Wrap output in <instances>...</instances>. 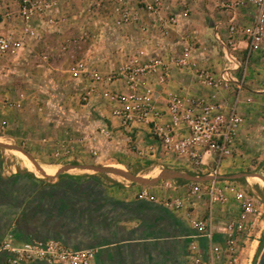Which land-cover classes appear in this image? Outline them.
Masks as SVG:
<instances>
[{"label":"built area","instance_id":"built-area-1","mask_svg":"<svg viewBox=\"0 0 264 264\" xmlns=\"http://www.w3.org/2000/svg\"><path fill=\"white\" fill-rule=\"evenodd\" d=\"M168 1L18 0L14 15L7 9L0 14L1 24L12 23L0 31V59L38 56L34 44L42 36L62 34L63 49L70 52L64 73L81 87L79 101L106 111L93 135L79 140L82 148L86 147L83 142H89L87 151L96 156L100 139L109 143L127 139L140 162L155 163L157 171L178 163L197 172L207 158H213L214 168L208 174L212 179L184 184L172 179L160 181L162 189H181L183 196L159 197L149 192L147 186L137 196L181 211L189 205L194 207L206 195L209 218H189L195 233L188 243L187 264H241L247 242L262 226L264 201L250 187L219 179L218 171L224 158L232 154L245 121L239 104L250 101L241 96L250 58L264 53V0H211L215 11L228 17L224 25L218 23L214 28L224 62L220 69L201 62L206 47L201 49L190 31L183 29L177 39L171 40L172 32L188 24L191 9L184 2L177 8L171 7L166 5ZM241 8L246 9L251 21L240 31L237 15ZM220 26H225V38L220 36ZM128 29L134 31L132 36L127 34ZM112 34L124 45L118 43L115 47L120 54L118 60L106 61L102 52ZM241 40L246 41L245 45H240ZM236 50L244 51L243 63ZM39 55L48 60L47 54ZM240 68L243 71L238 75ZM175 71L191 75L198 90L204 92L190 94L182 89H168L166 85ZM24 95L0 92V131L7 128L5 112L19 110ZM71 142L70 137L57 141L51 156L70 161L74 154ZM245 174L249 186V177L257 173ZM257 175L264 178V168ZM230 203L235 205L236 213L224 223L223 240L216 243L213 205ZM94 254L93 248L72 249L53 238L17 244L9 233L0 243V255L10 264H91Z\"/></svg>","mask_w":264,"mask_h":264},{"label":"crops","instance_id":"crops-1","mask_svg":"<svg viewBox=\"0 0 264 264\" xmlns=\"http://www.w3.org/2000/svg\"><path fill=\"white\" fill-rule=\"evenodd\" d=\"M187 2L191 9L190 20L180 30L171 33V40L177 39L183 29L190 31L201 49L203 45L206 47L201 54V57H204L201 62L214 69L222 68L224 62L221 65L217 63L218 58H216L217 50L221 52V47L218 44L208 46L204 43L203 30L199 28L203 23H197L196 19L192 18V11L199 13L200 22L212 24L211 17H213L214 28L218 23L224 25L227 15L215 11V5L211 0H187ZM168 4L171 6L176 3L175 0H169L166 5ZM245 10L241 8L237 15L240 31L251 21V16ZM220 27V36L225 38L226 30L223 29L225 26ZM133 33L132 30L127 32L130 36ZM244 41L241 40L240 45H245L246 41ZM235 54L237 57L243 56L244 51L236 50ZM257 55L259 54L253 56ZM198 56L200 59V55ZM218 65L220 67L216 68L215 66ZM166 86L168 89H182L190 94L204 92L202 89L198 90L196 82L194 85L191 75L180 71L174 72ZM237 139L236 146L243 147L247 139H243L242 127ZM111 145L113 146V143ZM236 146L233 152L236 151L238 156L245 160L244 151H238L239 148ZM124 152L133 153L131 149ZM232 154L230 157L233 156ZM209 159L205 160L203 167L197 172L182 168L178 163L165 165L163 170L174 169L201 177L200 181H207L206 178L212 177L208 174L214 168L213 161ZM228 162L220 165L219 179L233 180L242 188H248V184L245 187L241 185L245 180L246 172L236 170V168L242 170L243 166L240 167L236 162ZM154 164L149 163L147 168H151ZM152 171H155L154 166L150 172ZM100 174L102 173L73 175L65 170L58 175L55 173L52 176L41 177L35 170L32 172L5 170L0 160V243L10 233L17 244L30 239L53 238L72 249L93 248L95 254L91 264H187L188 243L191 235L195 233L190 226L189 218L193 216L209 218L206 195L194 203V207L189 205L181 211H174L165 208L161 203L139 199L137 193L143 185L134 183L136 186H121L107 173L105 176ZM177 179L172 180L180 184L194 182V180ZM250 179L258 180L255 177ZM159 183L160 181L156 185L144 186L159 197H168L169 195L166 194L168 191L159 187ZM174 194L183 196L181 189ZM233 213H236L234 204L215 205L212 212L214 242L219 243L223 240V225ZM263 238L264 220L255 239H252V246L255 249L257 247L258 250ZM200 243L201 246L205 244L204 240ZM248 261V264H252L251 256ZM3 263L0 257V264ZM25 264L47 263L34 261Z\"/></svg>","mask_w":264,"mask_h":264},{"label":"rangeland","instance_id":"rangeland-1","mask_svg":"<svg viewBox=\"0 0 264 264\" xmlns=\"http://www.w3.org/2000/svg\"><path fill=\"white\" fill-rule=\"evenodd\" d=\"M183 2L188 4L187 0H175L176 4L170 5L177 8ZM17 4L18 0H0V14L6 13L5 9H7L14 15L17 10ZM192 16L197 23H203L199 28L203 30L204 43L208 46L217 45L213 25L215 19L211 17L213 23L210 24L209 22H200L201 17L198 12L192 11ZM11 25V22L0 23V31L6 30ZM223 29L225 30V28ZM130 31L131 29H128L127 32ZM63 40L64 36L62 34H47L34 44V50L39 57L24 58L25 56H20L18 59H0V92L12 94L23 92L26 97L21 100V108L19 110L13 109L5 112L3 117L7 120V128L4 131H0V143L15 146L14 148L25 152L39 166L48 165L54 167L53 171H56V173L67 165H74L77 169H73L72 172L70 168L66 172L73 175H96L97 172L94 170L83 171L78 166L98 165L113 167V165H121L117 163L120 162L123 164V170L148 179L157 177L160 171L150 172L153 166L147 168L148 162H140L134 152L132 154L124 152L131 149V143L127 139L119 140L117 143L113 142V146L111 145L112 143L100 139L96 143L98 148L96 156L91 155L87 151L90 145L89 142H83L86 146L85 148L80 146L81 142L79 140L84 136L93 135L96 127L105 119L106 111L103 108L98 110L95 105L83 104L79 101L78 96L81 87L76 86L72 80L67 79V75L64 73L65 63L69 60L70 52L63 49ZM118 43L124 45V42L120 39L118 40L116 35L108 36L106 48L102 52V57L106 61L109 59L115 61L120 58V54L116 52L115 48ZM40 53L47 54L48 60L41 59ZM216 58H218L217 63L222 65V52L219 49L217 50ZM238 59L243 63L244 59L241 55L238 56ZM215 67L218 68L220 66ZM241 71H243V68H240L238 75ZM244 88L247 89H243L241 96L243 99L249 97L250 101H242L239 107L245 118L242 126L243 139H247V141L243 147L237 145L236 148H239L238 151H244L245 160H242L235 151L232 154L233 156H228L229 158L225 162L222 161L221 165L229 163L228 161L236 162L240 167L243 166L242 170L236 168L238 172L245 171L246 173H257L260 175L261 170L264 168V53L250 58L246 69ZM162 94L164 95L165 93L162 92ZM40 106L42 107L41 110L38 109ZM69 137L72 139L71 143L74 146L73 158L70 161L54 159L51 156L53 145L57 141ZM82 149L87 152H79ZM11 150L0 146V160L3 162L5 170L30 171L23 165L25 158ZM260 157L262 160H260ZM209 160L212 161L213 158ZM230 164L233 165L232 163ZM107 174L121 186H136V184L127 181L121 176L111 173ZM107 174L102 173L100 175L105 176ZM47 176L41 175V177ZM259 177L264 181L262 176ZM250 178L253 177H249L250 185L248 187L252 188L264 201V182ZM241 185L245 187L247 185L246 180ZM149 189L151 188L149 187ZM174 193L172 191L166 192L170 197H174L176 195ZM214 208L215 205H213ZM255 230L257 231L258 228ZM254 233L251 235L241 255V264H248L250 256L252 257L251 263L256 264L261 251L259 252L257 247L255 249L253 248L254 246H251L252 239L255 237Z\"/></svg>","mask_w":264,"mask_h":264},{"label":"water","instance_id":"water-1","mask_svg":"<svg viewBox=\"0 0 264 264\" xmlns=\"http://www.w3.org/2000/svg\"><path fill=\"white\" fill-rule=\"evenodd\" d=\"M0 146L6 147L9 149H13L15 147L12 145L2 144V143H0ZM23 153H25V152H23ZM29 159H31V157H29ZM31 161L33 162L35 167L38 170H40V166L37 163H35V161L33 159H31ZM74 167H76V166L67 165L66 167H64V169H61L59 172H63L65 170H68L69 168H74ZM78 167H80L82 169L94 170L97 173H111L114 175H119V176L123 177L124 179H126L127 181H130L132 183L141 184V185H156L158 183V181L166 180V179H177V178H182V179H186V180H194V181L202 180L201 177L193 176V175H190L188 173H182L180 171H177L174 169H168V168L161 170L160 174L157 177L148 179L146 177L139 176L137 174H133L130 171L111 167V166L79 165ZM206 179L209 180V179H212V177H208ZM256 264H264V246L261 249V252L257 258Z\"/></svg>","mask_w":264,"mask_h":264},{"label":"bare ground","instance_id":"bare-ground-1","mask_svg":"<svg viewBox=\"0 0 264 264\" xmlns=\"http://www.w3.org/2000/svg\"><path fill=\"white\" fill-rule=\"evenodd\" d=\"M11 151H13V152H16V153H19V155H21V156H23L25 159L23 160V163H24V165H25V167L27 168V169H29L30 171H32V170H35L36 172H37V174H39V175H48V176H52V175H54L55 173H56V171H53V169H54V167H51V166H48V165H40V170H38L36 167H35V165L33 164V162L31 161V159H29V157L25 154V153H23L22 151H20L19 149H17V148H13ZM113 167H115V168H119V169H122V165H113ZM73 169H77V168H71V170H72V172H73ZM76 171V170H75ZM83 171H91V170H89V169H83ZM80 172V171H79ZM251 177H255V178H257V179H259V180H261V181H263V179L262 178H260L259 176H257V175H253V176H251ZM264 182V181H263ZM256 242V241H255ZM255 242H254V244H255ZM252 246V245H251ZM250 246V247H251ZM252 248V247H251ZM254 248V247H253ZM252 251H253V249H252ZM253 253V252H252Z\"/></svg>","mask_w":264,"mask_h":264},{"label":"trees","instance_id":"trees-1","mask_svg":"<svg viewBox=\"0 0 264 264\" xmlns=\"http://www.w3.org/2000/svg\"><path fill=\"white\" fill-rule=\"evenodd\" d=\"M26 172H28V171H26ZM194 174V173H193ZM177 180H179V181H183L182 179H177ZM264 246V238H263V240H262V242H261V244H260V246H259V252L261 251V249H262V247ZM0 257L2 258V261L4 262L3 264H10V263H8L6 260H5V258H4V255H0Z\"/></svg>","mask_w":264,"mask_h":264},{"label":"flooded vegetation","instance_id":"flooded-vegetation-1","mask_svg":"<svg viewBox=\"0 0 264 264\" xmlns=\"http://www.w3.org/2000/svg\"><path fill=\"white\" fill-rule=\"evenodd\" d=\"M60 173H62V172H57L56 175H58V174H60Z\"/></svg>","mask_w":264,"mask_h":264}]
</instances>
